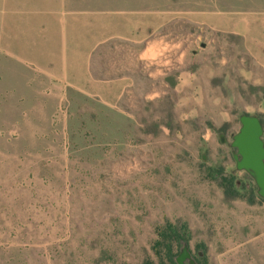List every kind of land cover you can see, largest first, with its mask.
Returning a JSON list of instances; mask_svg holds the SVG:
<instances>
[{"label": "rangeland", "instance_id": "obj_1", "mask_svg": "<svg viewBox=\"0 0 264 264\" xmlns=\"http://www.w3.org/2000/svg\"><path fill=\"white\" fill-rule=\"evenodd\" d=\"M160 9L92 56L118 94L50 99L0 54V264H264V200L227 145L242 114L264 129V0Z\"/></svg>", "mask_w": 264, "mask_h": 264}, {"label": "crops", "instance_id": "obj_2", "mask_svg": "<svg viewBox=\"0 0 264 264\" xmlns=\"http://www.w3.org/2000/svg\"><path fill=\"white\" fill-rule=\"evenodd\" d=\"M161 12L160 0H0V54L50 99L63 98L66 87L85 92L83 85L92 96L106 84L118 94L122 77H94L93 54L113 40L122 47Z\"/></svg>", "mask_w": 264, "mask_h": 264}, {"label": "water", "instance_id": "obj_3", "mask_svg": "<svg viewBox=\"0 0 264 264\" xmlns=\"http://www.w3.org/2000/svg\"><path fill=\"white\" fill-rule=\"evenodd\" d=\"M240 128L227 145L233 149L236 171H244L254 182L256 194L264 200V129L255 115L242 114L238 118ZM220 142L226 143L222 135ZM176 264H196L187 247L182 248Z\"/></svg>", "mask_w": 264, "mask_h": 264}, {"label": "trees", "instance_id": "obj_4", "mask_svg": "<svg viewBox=\"0 0 264 264\" xmlns=\"http://www.w3.org/2000/svg\"><path fill=\"white\" fill-rule=\"evenodd\" d=\"M261 122V121H260ZM262 124V123H261ZM180 231H183V230H180V229H178L176 226H172V225H170V224H167L160 232H159V236H160V238L162 239V238H164V239H166V238H170V241H172V240H174V238H176V237H178V234L177 233H179ZM166 234H171L172 236L170 237V236H168V235H166ZM177 240V239H176ZM169 241V244H167L168 246V248H167V258L169 259V260H172L171 258H172V255H170V248H171V242ZM161 244V243H160Z\"/></svg>", "mask_w": 264, "mask_h": 264}]
</instances>
